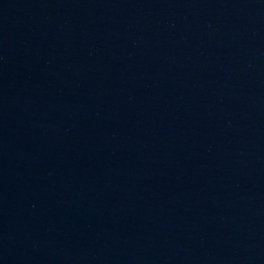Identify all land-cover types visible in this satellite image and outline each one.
<instances>
[{"label": "water", "instance_id": "1", "mask_svg": "<svg viewBox=\"0 0 264 264\" xmlns=\"http://www.w3.org/2000/svg\"><path fill=\"white\" fill-rule=\"evenodd\" d=\"M0 264H264V0H0Z\"/></svg>", "mask_w": 264, "mask_h": 264}]
</instances>
